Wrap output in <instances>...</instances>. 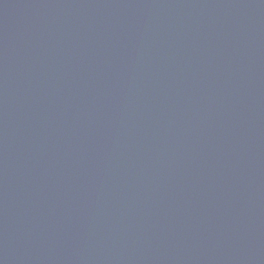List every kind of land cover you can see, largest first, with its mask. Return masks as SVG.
Segmentation results:
<instances>
[{"label": "water", "instance_id": "1", "mask_svg": "<svg viewBox=\"0 0 264 264\" xmlns=\"http://www.w3.org/2000/svg\"><path fill=\"white\" fill-rule=\"evenodd\" d=\"M0 264H264V0H0Z\"/></svg>", "mask_w": 264, "mask_h": 264}]
</instances>
